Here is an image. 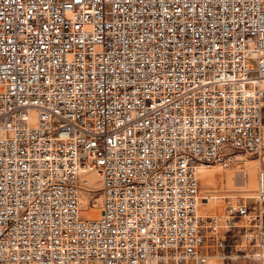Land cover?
Segmentation results:
<instances>
[{"label":"built area","instance_id":"2783aa9c","mask_svg":"<svg viewBox=\"0 0 264 264\" xmlns=\"http://www.w3.org/2000/svg\"><path fill=\"white\" fill-rule=\"evenodd\" d=\"M263 108L264 0H0V264L260 260ZM235 150L254 196L199 213Z\"/></svg>","mask_w":264,"mask_h":264},{"label":"rangeland","instance_id":"374dc122","mask_svg":"<svg viewBox=\"0 0 264 264\" xmlns=\"http://www.w3.org/2000/svg\"><path fill=\"white\" fill-rule=\"evenodd\" d=\"M263 123H264V108H263ZM235 159L228 165H220L214 164L208 166V171H213V178L211 176V181L206 182L203 179L202 173L198 177L199 187H200V195L202 197L201 202H206L205 198H207V202L211 203V206L206 204L199 205V213H222L225 207V200L223 195L228 192H236L240 193L245 197H249L251 199L254 196V190L256 187V163L257 160L253 154L245 153L239 150L234 151ZM91 176H94V182L90 185L89 189L83 192L81 201L80 214L82 216H86L87 212L93 207L96 210H99V181L97 180V175L90 174L89 179L91 180ZM202 176V177H201ZM85 196V197H84ZM93 197V198H90ZM90 199V200H89ZM248 199V198H247ZM205 200V201H204ZM94 202V206L90 205V202ZM89 202V203H88ZM200 202V203H201ZM84 205V206H83ZM86 206V207H85ZM89 207V208H88ZM264 208V206H263ZM89 209V210H88ZM204 209V212L202 211ZM205 209H207L205 211ZM86 212V213H85ZM89 215V214H88ZM90 216V215H89ZM240 235H238L237 238ZM235 251L232 250L231 257H228L224 260V262L218 258H214L210 263L211 264H264V252L263 256L260 260H253L251 258L243 257V256H235Z\"/></svg>","mask_w":264,"mask_h":264},{"label":"bare ground","instance_id":"6f19581e","mask_svg":"<svg viewBox=\"0 0 264 264\" xmlns=\"http://www.w3.org/2000/svg\"><path fill=\"white\" fill-rule=\"evenodd\" d=\"M210 167V166H209ZM206 169H209L208 168V166H199L198 167V170H197V175H198V177L201 175V173H202V176H203V179H205V181L206 182H208L209 183V181H211V179L213 178V176H212V174H213V171H208V170H206ZM90 174H94L93 172H89L88 173V175H87V177H88V180H89V186L94 182V176H91V180L89 179V175ZM201 176V177H202ZM211 176H212V178H211ZM211 178V179H210ZM87 188V187H86ZM84 191H86L85 189L84 190H82L81 192H80V194H79V207L81 208V202L83 203L84 202V200L83 201H81V198H82V195H85V194H83V192ZM85 197V196H84ZM206 199V198H205ZM201 200H199V202H198V212H199V205L200 204H206V205H208V206H211V203L210 202H207V200H206V202H201ZM89 203V202H88ZM84 206V205H83ZM86 207V206H85ZM89 208V207H88ZM89 210V209H88ZM207 209H205V211H206ZM203 212H204V209L202 210ZM207 212H209V211H207ZM206 212V213H207ZM86 213V212H85ZM87 215L89 214L90 216H96V215H98L99 214V210H96V209H94L93 207H91L90 208V210L86 213ZM214 258H210V260H209V262H211L212 260H213Z\"/></svg>","mask_w":264,"mask_h":264}]
</instances>
